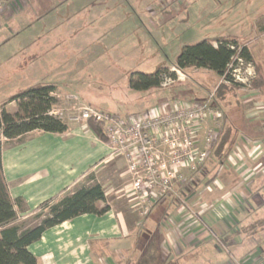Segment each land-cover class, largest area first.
<instances>
[{
    "label": "rangeland",
    "instance_id": "obj_1",
    "mask_svg": "<svg viewBox=\"0 0 264 264\" xmlns=\"http://www.w3.org/2000/svg\"><path fill=\"white\" fill-rule=\"evenodd\" d=\"M7 2L0 0V13H4L7 8L12 10H9L10 15L0 14V106L16 93L44 84L54 86L61 93H52L58 99L59 105L56 103L55 106L69 109L87 102L97 109L118 114L121 118L146 111L161 99H174L175 96L182 100L207 99L215 86L219 85L221 77L213 71L195 68H187L176 75L178 69L174 65L182 47L204 39L213 41L229 35L244 36L251 31L256 15L264 11L263 0H28L29 7L22 9L10 8ZM258 19L256 24L259 25L263 20ZM32 54L37 55L35 61L19 65ZM233 66H237L236 62ZM162 67L169 68L176 77L182 76L183 79L175 78L174 83L166 88L161 85V88L148 91H136L130 87L132 73L149 74ZM240 67V76L245 80L243 83H221L223 88L220 97L223 101H219L217 107L222 112V105L229 104L230 107L235 104L234 93L237 90L256 95L257 90L252 88L256 78L255 64L244 60ZM70 94L77 95L80 104L67 100ZM13 109L8 108L9 111ZM261 110L255 108L253 116H257ZM260 116L263 118L264 114ZM244 146L252 148L247 144ZM236 147L230 145V149L238 151ZM261 152L260 157L254 159L256 164L263 163L264 149ZM245 159L247 161L249 157ZM252 162L248 161L254 166ZM211 174L201 182V188L198 184V189L192 190V193H199L197 199L192 193L183 198L190 210L198 215L203 234H199L198 243H191L189 237L192 235L184 229L179 242L180 249H173L169 259L163 255L168 259L165 264L239 263L238 257L225 245L220 231L228 226L235 232L240 224L225 225L222 221H216L208 225L202 217L204 215L198 213V204L202 203L213 206L219 213L222 205L228 206V200L236 195L232 193L231 197H226L217 172L213 173L216 180H210ZM194 180L198 182V177ZM223 180H226L225 176ZM248 180L251 177H246L244 182ZM253 183L264 184L263 174L255 177ZM212 188L224 195L209 200L213 198ZM251 195L253 193L238 198L251 200ZM167 200L176 205L180 203L172 198ZM209 201L213 204H209ZM247 209L250 211L247 212V219L254 218L253 212L257 215L264 213L263 205L254 211L249 206ZM173 212L177 211L167 214L169 219H173ZM37 213L38 210L29 212L20 218V222L35 223ZM209 213L216 218L214 211L210 209ZM159 227L165 230L163 224ZM250 227L248 225L247 229ZM144 231L145 228L138 224L135 237L140 238ZM248 234L243 235L242 245L246 249L258 245L263 260L258 264H264V224L258 231Z\"/></svg>",
    "mask_w": 264,
    "mask_h": 264
},
{
    "label": "crops",
    "instance_id": "obj_2",
    "mask_svg": "<svg viewBox=\"0 0 264 264\" xmlns=\"http://www.w3.org/2000/svg\"><path fill=\"white\" fill-rule=\"evenodd\" d=\"M7 6L22 9L29 7V2L8 0ZM9 10L11 9L7 8L0 14L10 15ZM258 18L263 20L259 25L256 24ZM254 19L249 33L244 36L228 37L236 39L241 46L245 45L248 48L252 62L260 66L264 78V11L259 12ZM36 56L32 54L19 65H26L30 60L35 61ZM54 92L61 94L56 88ZM244 92L237 90L234 93L236 101L233 109H231L233 105L229 107L228 102L224 107V111L229 115L228 121L232 122L236 129L233 145L234 148L238 145L236 148L239 150L233 148L226 163L217 171L219 180L223 182L222 189L226 197L232 193L236 195L230 196L228 206L222 205L221 214L224 220L212 217L209 213L211 205L207 203L198 204V213L202 212L204 215L202 217L208 225L216 221H222L225 225L240 224L236 227V234L228 226L220 231L225 245L238 257V264H258L263 261L260 257V248L254 245L253 248L246 249L242 245V239L245 233L256 232L264 224L262 212L260 215L253 212L252 215L255 214L253 219L246 218L247 212H250L247 211L248 206L252 211L260 205L264 206V198H261L264 197V184L253 183L259 174L262 173L264 176V160L262 164L254 162L264 149V117L260 116L261 113L264 114V93L255 91L256 95L255 93L251 95ZM65 95L67 94L63 96ZM175 98L182 100L180 97ZM164 100L161 99L156 104ZM86 104L91 105L87 102ZM9 107L14 109L9 111ZM255 108L262 109L257 116H253ZM5 109L14 112L15 104L8 103ZM67 124L66 131L62 133L33 131L6 143L2 148L3 174L10 195L12 198H21L20 207L16 210L17 222L29 212L37 210L44 201L71 192L89 173H93L95 180L102 186L106 203L109 205V211L103 215H81L47 229L38 241L29 246V250L37 257L38 264H135L148 236L154 232L158 235L162 261L165 264V261L171 258L173 249H180L179 242L186 226L189 227L186 231L192 235H189L190 242L198 243L199 234H203L202 227L192 223V219L183 223L181 218L183 210L178 211V205L170 200L160 202L146 218L141 219L132 201L134 197L131 191L132 175L127 170L124 160L112 156L106 142L101 140L88 124L74 122ZM245 144L252 148L245 147ZM246 156L253 161L254 166L248 163L249 160L246 161ZM223 176L226 180H223ZM245 176L251 177V180L244 182ZM211 191L213 192L211 194L213 198L209 199L211 201L223 194H218V189L212 188ZM250 193H253L251 200L241 201L238 198L240 195L244 197ZM192 194L197 199L199 193ZM211 201L209 204H213ZM203 209H207V212H203ZM173 210L177 212H173V219H169L167 214ZM138 224L145 228L140 238L135 237ZM160 224H163L164 231L160 229ZM248 225L251 226L249 229ZM178 253L177 251V255ZM163 255H167L168 259ZM173 259L172 256L171 260Z\"/></svg>",
    "mask_w": 264,
    "mask_h": 264
},
{
    "label": "trees",
    "instance_id": "obj_3",
    "mask_svg": "<svg viewBox=\"0 0 264 264\" xmlns=\"http://www.w3.org/2000/svg\"><path fill=\"white\" fill-rule=\"evenodd\" d=\"M236 56L246 62L253 61L248 48L245 45L239 46L234 38H216L213 41L204 39L197 43L184 45L176 58L174 67L179 71L187 68L210 70L221 77ZM255 69L256 78L252 88L264 93V78L261 69L258 65H255ZM166 78L175 79L176 76L174 71L162 67L149 74L132 73L129 84L136 91H148L151 88H161V83ZM215 87L213 103L217 106L219 101H223L220 97L223 85L221 86L220 83ZM54 90L55 87L52 85H34L16 93L0 106V264H38L37 257L29 250V246L38 241L47 229L81 215H103L109 211L102 186L95 180L93 173H89L71 192H65L57 198L40 204L37 208L35 223L17 222L16 210L20 207L21 198H12L10 195L3 174L2 148L6 143L33 131L50 133L66 131L68 122L49 114L51 108L58 102L52 94ZM11 102L15 104L14 112H8L5 109V106ZM224 107L222 105L221 133L205 164L191 180L188 179L183 198L188 197L192 190L196 191L198 184L201 188V182L209 174L212 173L210 180H215L213 173L216 174L231 153L230 145L234 142L236 129L233 123L228 121L229 115L224 111ZM94 123L89 121L88 126L101 140L105 141L102 124L96 123L95 125ZM195 177H198V182L194 180ZM206 210L203 209V212H207ZM219 213L213 215L222 220V212L219 211ZM220 236L223 237V234ZM135 264H163L157 233L154 232L148 236Z\"/></svg>",
    "mask_w": 264,
    "mask_h": 264
},
{
    "label": "built area",
    "instance_id": "obj_4",
    "mask_svg": "<svg viewBox=\"0 0 264 264\" xmlns=\"http://www.w3.org/2000/svg\"><path fill=\"white\" fill-rule=\"evenodd\" d=\"M243 61L238 56L233 58L219 84L243 83L245 80L240 76ZM235 62L237 66H233ZM177 72L180 71L176 70V75ZM174 80L166 78L161 85L168 86ZM215 90L216 87L204 101L165 99L146 111L124 118L80 104L78 96L70 94L66 99L80 105L69 109L54 106L49 114L68 123L102 124L110 154L122 158L132 175V201L141 219L157 204L172 198L180 201L178 211H185L181 217L183 223L192 219V223L199 225L198 215L190 210L183 193L188 179L191 180L205 164L222 130L223 112L213 103ZM212 207L209 210L216 213V208ZM188 228L184 229L188 231Z\"/></svg>",
    "mask_w": 264,
    "mask_h": 264
}]
</instances>
